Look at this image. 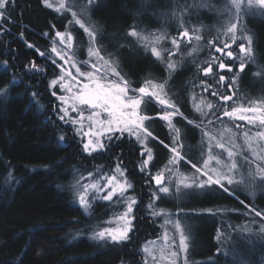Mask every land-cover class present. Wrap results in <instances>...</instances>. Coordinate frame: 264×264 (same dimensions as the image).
<instances>
[{"label": "trees", "instance_id": "16d2710c", "mask_svg": "<svg viewBox=\"0 0 264 264\" xmlns=\"http://www.w3.org/2000/svg\"><path fill=\"white\" fill-rule=\"evenodd\" d=\"M228 3L229 0H100L91 20L99 30L97 46L102 47V52L113 59L116 55L110 54L111 50L115 53L122 50L125 53L119 69L135 80H147V75L159 64L167 68L168 57L165 54L162 60L154 58L126 35L129 27L137 25L146 30V34L166 32L167 39L160 42L159 48L171 49V38L180 30L173 13L179 16L183 10L186 26L200 29L204 39L196 45L182 41L180 52L172 57L173 61L189 63L186 67L190 68L184 69L183 76L177 74L183 77L181 93L187 97L198 93L197 98L208 97L214 103L223 104L200 87L201 80L211 83L212 78L204 77L197 70V64L203 67L206 66L204 61L213 55L221 56L209 49L206 42L218 33L220 40H227L222 25L229 19L225 11ZM10 11L12 21L5 24L10 31L0 33V87L9 85L15 77L7 94L0 95V264H144L143 246L160 235L162 226L161 218L153 216L148 208L154 184L148 183L147 170H140L145 159L140 154L141 146L135 139L125 138L114 143L110 151L92 156L83 153L80 138L74 134L75 126L58 119L62 113H58L61 102L57 96L63 93L49 85L60 69L36 51L51 54L52 37L60 24L67 22L65 16L54 8H46L41 0H16ZM255 11V15L243 16L245 35L252 37L255 56L254 62L237 77L236 96L260 99L264 96V74L254 73L264 68V15L259 9ZM70 31L74 45L87 50L89 43L83 30ZM193 46L198 51L189 55ZM57 47L61 48L59 44ZM232 47L238 51L236 45ZM132 48L140 50L141 60L132 56L133 52L129 51ZM76 55L84 59L82 54L76 52ZM178 56L189 59L182 61ZM222 59L229 63L226 56ZM30 62L45 71H28L25 66ZM57 62L62 63L59 59ZM178 69L180 65L175 71H167L173 74ZM213 69L218 73L216 79L219 75H233L227 69L220 72L216 64ZM223 90L227 92L226 87ZM53 91L57 96L52 95ZM33 92L37 94L36 104L32 102ZM60 135L66 137L64 142L58 140ZM187 141L192 147H200L201 142L193 134H189ZM187 156L190 157L188 153ZM118 161H122L139 203L129 241L113 245L93 240L91 236L94 230L108 225L106 222L117 213L116 205L97 199L92 201L91 212L87 214L74 202L73 185L80 175L86 178L89 171L110 172ZM259 190L256 197L239 190L238 198L216 190L205 198L193 200L200 207H207L205 211L196 208L181 211L192 214L193 219L199 216L195 221L201 223L200 229L189 239L188 254L192 264H212L213 261L215 264H264V234L259 232L260 224L252 222V216L242 214L245 207L240 203L244 200L245 204L264 209V186L260 185ZM208 209L213 212L209 213ZM218 209L222 211L217 212ZM242 226L251 231L243 232ZM218 248L220 255H217Z\"/></svg>", "mask_w": 264, "mask_h": 264}, {"label": "snow or ice", "instance_id": "6c2138e0", "mask_svg": "<svg viewBox=\"0 0 264 264\" xmlns=\"http://www.w3.org/2000/svg\"><path fill=\"white\" fill-rule=\"evenodd\" d=\"M41 2L46 8H54L57 13L64 15L69 26H79V29H82L89 38V58L95 56L97 61L103 63V70H101L96 62H91V60L82 61L81 63L86 68L89 64L91 68V70L82 71L77 66L75 52L71 51L74 37L67 28L63 32L55 31V35L52 37L50 52L54 56L36 49L41 57L47 56L52 65L60 69L56 78L50 81L49 86L51 88L59 86V90L69 94L67 96H57V92H52V95L57 96V99L61 102L58 113L62 114L58 115V119L75 126L74 134L80 138L83 153L89 156L105 150L110 151L113 144L121 139L134 138L142 148L140 154L146 156V159L141 163V172L145 171L149 162L153 160V151L148 147L149 139L158 140L163 147L170 151L171 156L165 167L155 175L149 174L148 183L154 184V188L150 193L151 202L148 208L153 216L164 217V225L171 224L180 232L177 250L170 251L171 264H176L180 253L184 254L183 264H189L187 257L189 237L185 235L181 228L180 220L172 219V214L165 209L157 210L155 202L173 195L179 198L180 195L188 194L190 190H219L229 196L238 198L237 193L240 189L254 194L258 182L259 185L264 186V99L248 100L236 96L237 77L239 73L244 72L249 63L254 62L255 56L252 48V37L245 35L243 16L255 15L256 9H259L260 14L264 15V0H247L246 3L245 0H229L225 8V11L229 13V19L222 25L223 35L227 37V40H220L218 33L217 37L206 42L209 49H214L215 53H220L221 56L213 55L210 60L204 61L206 66L202 67L197 64V70L202 72L204 77L212 78L211 83L207 80H201L200 87L204 92L224 103H214L201 97L200 102L195 105V111L199 113L198 121L184 116L175 100L165 92L164 83L156 84L149 79L144 81V86L133 87L132 82L126 79L118 70V63L111 57L105 59L101 55L103 49L97 46L99 30L91 20L92 13L98 10L100 0H57L55 6L52 0H41ZM15 3L16 0H0V33L10 31L5 24L12 21L10 9H14ZM173 16H176L180 30L176 36L171 38V49L158 47L162 40L167 39L166 32L146 34V30L133 25L129 27L126 33L128 37L133 38L137 44L148 50L157 60H162L166 54L168 57L166 67L170 72L175 71L178 67L179 62L173 61L172 57L180 52L182 41L196 45L204 39L200 34V29L186 26L183 19V10L179 16L175 12ZM44 35L47 36L48 33ZM57 44L63 47L58 48ZM233 45H236L238 51L233 49ZM29 47H33V45H29ZM197 51L198 48L193 46L188 54L192 55ZM223 56L227 57L229 63L224 62ZM57 57L64 62L63 65L58 64ZM237 61L239 62L238 66H236ZM214 64L217 65L220 72L227 69L233 75L231 77L219 75L216 79L218 73L214 72ZM4 65L7 66V61H4ZM64 65L75 68L76 75L68 71ZM234 66H236L235 71ZM25 67L28 71H45L35 62H30ZM261 74H264V68H260L257 73H254V75ZM78 78H83V80ZM14 83L15 77L9 85L0 87V95H6L11 84ZM225 87L227 92L223 90ZM36 98L37 94L33 92V104L37 103ZM228 101L233 103L229 105L227 104ZM151 102L158 103L162 108V112L157 113V117L167 122L169 130L173 134L171 146L159 140L150 131L147 122L154 119V117L144 114L142 105ZM245 102L248 106H244ZM86 109L90 110L87 116H85ZM71 113L76 115L73 116ZM177 116L185 119L189 125H192L202 135L199 166L197 163H192L187 153L181 151L183 144L180 142V130L173 124V119ZM225 118L233 123L237 133H233L232 128L228 127ZM85 121L88 122L87 131L84 129ZM235 121H244L246 125L255 129L251 134L249 130L242 131L243 144L236 143L239 139L238 133L241 130V125L236 124ZM217 124L222 125V128L217 129ZM58 140L64 142L66 137L60 135ZM182 161L190 164L191 168L195 170L192 176L180 172L179 165ZM125 171L122 161H118L111 172L105 173L101 169H97L94 175L92 171H89L87 179L90 182L81 183L86 178L80 175L73 185L75 190L74 202H78L87 214H90L92 201L97 197L108 202H112L115 197L117 203H123L126 206V211L115 218L119 221L118 226H113L111 220L107 221L106 223L109 226L99 227L98 230L92 232L91 239L93 240L119 245L130 239L129 234L133 230L132 221L135 219L130 216V213L137 201L134 196H126L133 185L125 177ZM166 174L177 176L178 179L173 182ZM240 203L245 207V212L242 214L252 216V222L259 223V232L264 234V209H257L254 204H245L244 200H240ZM207 211L209 213L213 212L212 209ZM216 211L222 210L218 209ZM256 218H259V220ZM241 230L243 232L251 231L247 226H242ZM220 238V236L217 237L218 240ZM167 239L168 237L165 235V240ZM153 243L149 242V244ZM173 244H175V241H173ZM169 247L171 248V245ZM143 252L146 257H151L153 261L156 260L151 247L146 245ZM160 252L163 258L164 249H160ZM220 254L221 250L218 248L217 255ZM224 255L227 257V253H224ZM144 264H148L147 258ZM212 264H215V262L213 261Z\"/></svg>", "mask_w": 264, "mask_h": 264}, {"label": "rangeland", "instance_id": "374dc122", "mask_svg": "<svg viewBox=\"0 0 264 264\" xmlns=\"http://www.w3.org/2000/svg\"><path fill=\"white\" fill-rule=\"evenodd\" d=\"M52 3L55 6V4L57 3V0H52ZM221 11H223V10H221ZM66 28L68 30L74 31V29L79 28V26H77V25L69 26L68 23L65 22V23L60 24V26L58 27V31L63 32V31H65ZM83 34L87 37L86 41L88 40V43H89L88 36L84 32H83ZM80 42H82V40H80ZM72 43H73V48L71 51L75 52V54L77 52V53L82 54L84 56V59H80L79 57H77V55L75 56L77 66H79L82 71L91 70L90 64L88 65V67L86 69L85 65L83 63H81L82 61H89V60H91V62H96L98 64V67H101V70H103V63L102 62L97 61L95 56H92L91 58H89L88 49L82 50L81 47H76V45H74V39H73ZM88 46H90V45L88 44ZM59 47L62 48L63 46L59 45ZM158 47H159V45H158ZM120 51L115 53V52H113V50H111V53H110V54L116 55L115 57H113V60L118 63V66L121 62V58L124 59V53H125V52L123 53L122 50H120ZM129 51L133 52V53H131V54H133L132 55L133 57L141 60L142 55H141L140 50L138 48H132V49H129ZM101 55L104 56L105 59H109V56L105 55L103 52H101ZM178 57L180 58L181 56H178ZM57 59H59V58L57 57ZM181 59H182V61H186L189 59V57L188 56H186V57L182 56ZM63 64H64V62L62 61L61 65H63ZM178 65H180V69H178L175 73L170 74L167 71V68H165L159 64L158 68L156 70L152 71V74L147 75V77H149V78H147V80L150 79V80L154 81L156 84L164 83L165 84V89H164L165 92H167L168 96L171 98L174 95L173 99L175 100V102L179 106L180 111L184 114V116L187 117L188 119L198 121L199 113H197L195 111V105L200 102L201 97L197 98V97H199L198 93L190 94L191 97H187V95L184 96L181 93L183 91V87L180 84L183 77L180 78L177 76L178 73H180L182 76L184 75L183 71L186 70L185 68H190V67H186V65H189V63L186 64V62H181ZM64 67L68 71H71L73 73V75H76L75 68L70 67V65H64ZM118 70H120V69L118 68ZM121 73H122V75H124L126 77V79H128L129 81L132 82L133 87L138 88L140 86H144L145 79L135 80L133 78L128 77L124 72L121 71ZM78 79L83 80V78H78ZM113 79H114V77H113ZM69 82H71V81H69ZM57 87L59 89V86H57ZM62 93L65 96L69 95V94L64 93V92H62ZM250 96H253V95H250ZM243 98H246L248 100H260V99H264V96L262 95L260 97V99L247 98V97H243ZM247 106H248V104H247ZM142 110H143L144 114H147L149 116L154 117V119L147 122L150 126V131L153 132L154 136L158 137L159 140H162L166 144H169L171 146L173 134L170 132L167 122H165V121H163L157 117V113L162 112L161 106L156 102H151V103H147L146 105H142ZM89 111L90 110H87V109L85 110V116H87L89 114ZM71 114L73 116L76 115L75 113H71ZM181 118L182 117L177 116L173 119V124L175 125V127L177 129H179V127L182 128V130L179 129L180 130V142L183 144V148L181 149V151L183 153V150L185 149L184 151H185V153H188V155L191 158L192 163H197L199 166V162L201 161V148H200L201 143L199 144V146H200L199 147L200 149H199L198 147H192L190 144H188L187 139H188L189 134L190 135L193 134V136H195V138H198V140L201 142L202 135L197 129L195 132L194 127L192 125H189L186 122H184V120H182ZM225 121L228 124V127L232 128L233 133H237V129L233 126V123L228 121L227 118H225ZM235 123L241 125V130L238 133L239 139L236 141V143L237 144H243L242 131L243 130H249L250 134H251L255 131V129L252 128L251 126L246 125V122H244V121H235ZM183 124H185V127ZM216 127H217V129H220V128H222V125L217 124ZM84 129H85V131H87V129H88V122L87 121H85ZM190 137H189V140H191ZM148 147H150L153 151V160L149 162V165L147 166L146 170H147V173L153 174V172H151V171H157L158 172L165 167L169 157L171 156V153L168 149L163 147V145H161L158 142V140L149 139ZM145 159H146V156H145ZM182 166H185V168H187V169L190 168V170H184L182 168ZM114 168L112 170H114ZM179 170L181 173H184L185 175H188V176H192L194 171H195L194 169L191 168L190 164H187L183 161L179 165ZM108 172H105V173H108ZM157 172H155L153 175H155ZM166 175H169V174H166ZM125 177L127 178L128 182H130L128 179L127 171H125ZM169 179L171 181L175 182L178 179V177L174 176V175H169ZM87 182H90L87 179V177L85 180H82V183H87ZM259 187H260V185L258 182V186L255 188L254 194H250L247 190H244V189H240V190L242 192L250 195L251 197H256L260 193ZM132 190H133V187L128 190V192L126 193V196H134L136 198L137 203L133 206V210L130 213V216L135 218V208H136L137 204L139 203V199L133 193ZM212 193H216V191L190 190L188 194L180 195L179 198H177L175 195H173L172 197H169L167 199H162L160 201H156L155 207L157 210L165 209L167 212L168 211H175V213L172 214V219H174V220L179 219L180 223H181V228L183 229L185 235H187L189 237V239L190 238L192 239V237H193L192 234L194 233V235H195L196 231L200 229L199 226H201V223H199V220L195 221L196 218H198L199 216L198 217L195 216V218L193 219L192 214H187L185 212L182 213L181 211L184 209L189 210V208H196L198 210H201V212L205 211L207 209V207H200V205L193 203L194 202L193 200L205 198L207 196V194H212ZM101 195H103V193H101ZM215 195H217V194H215ZM97 199H99V197H97L95 200H97ZM109 203H112V204L116 205V207H117V211H116L117 213L110 220L113 222V226H118L119 221H117L115 218L117 216L123 214L126 211V206L123 203H117L115 197L113 198V201L109 202ZM200 216H202V214ZM157 217L159 219L161 218L162 232L160 233V235L157 238L150 240V241H147L145 243V245L143 246V248L146 245L152 248L153 254L156 256V260L153 261L151 259V257H146V254L143 252L144 259H146V258L148 259V264H171L170 251L177 250L178 245H179V240H180V232L177 231L173 227V225H171V224L164 225V223H163L164 217L163 216H157ZM134 222H135V219L132 221V224H134ZM107 226H109V225H107ZM165 235H167V237H168L167 240H165ZM173 241H175V244H173ZM149 242H154V243L149 244ZM170 245H171V248L169 247ZM162 248L164 249L163 258L161 257V252H160V249H162ZM188 253H189V251L187 252L188 262H189V264H192L190 254H188ZM183 256H184L183 253L179 254V257L177 258L176 264H183Z\"/></svg>", "mask_w": 264, "mask_h": 264}]
</instances>
